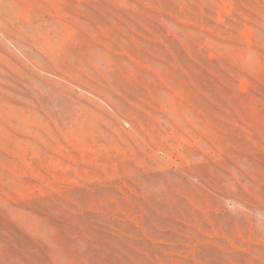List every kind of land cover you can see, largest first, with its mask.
<instances>
[{
    "label": "rangeland",
    "instance_id": "1",
    "mask_svg": "<svg viewBox=\"0 0 264 264\" xmlns=\"http://www.w3.org/2000/svg\"><path fill=\"white\" fill-rule=\"evenodd\" d=\"M0 264H264V0H0Z\"/></svg>",
    "mask_w": 264,
    "mask_h": 264
}]
</instances>
